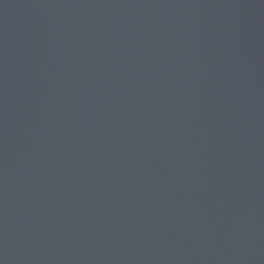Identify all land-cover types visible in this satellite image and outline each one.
Listing matches in <instances>:
<instances>
[{
	"label": "water",
	"instance_id": "95a60500",
	"mask_svg": "<svg viewBox=\"0 0 264 264\" xmlns=\"http://www.w3.org/2000/svg\"><path fill=\"white\" fill-rule=\"evenodd\" d=\"M0 264H264V0H0Z\"/></svg>",
	"mask_w": 264,
	"mask_h": 264
}]
</instances>
